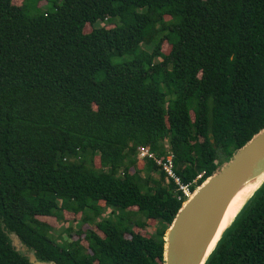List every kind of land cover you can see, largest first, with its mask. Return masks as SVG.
I'll list each match as a JSON object with an SVG mask.
<instances>
[{
	"label": "trees",
	"instance_id": "16d2710c",
	"mask_svg": "<svg viewBox=\"0 0 264 264\" xmlns=\"http://www.w3.org/2000/svg\"><path fill=\"white\" fill-rule=\"evenodd\" d=\"M42 1L0 0V264H164L186 200L153 160L144 184L132 156L171 152L196 191L264 129V0ZM65 213L103 236L57 243L42 219ZM205 264H264V184Z\"/></svg>",
	"mask_w": 264,
	"mask_h": 264
},
{
	"label": "water",
	"instance_id": "95a60500",
	"mask_svg": "<svg viewBox=\"0 0 264 264\" xmlns=\"http://www.w3.org/2000/svg\"><path fill=\"white\" fill-rule=\"evenodd\" d=\"M264 176V129L256 134L218 172L194 192L177 214L165 235L164 264H205L237 215L229 221V209L239 192ZM17 251L22 244L12 236ZM31 264H57L25 254Z\"/></svg>",
	"mask_w": 264,
	"mask_h": 264
},
{
	"label": "rangeland",
	"instance_id": "374dc122",
	"mask_svg": "<svg viewBox=\"0 0 264 264\" xmlns=\"http://www.w3.org/2000/svg\"><path fill=\"white\" fill-rule=\"evenodd\" d=\"M23 2L24 0H14L15 5L18 6L22 5ZM40 7L42 10L46 11L47 9L52 8V4L47 5L46 0H43L42 2H40ZM162 51L163 53L168 54L171 51L170 45L164 42ZM165 145H168V142H165ZM132 157L136 158V160L139 158L138 150L136 156L133 155ZM137 161L138 164L132 167L131 172L134 173L135 170L142 171L141 179L143 180L144 184L147 185L149 174L144 168V163L141 160L140 161L137 160ZM95 164L97 168L100 167V160L98 157L95 158ZM120 175H122V172H120ZM152 177L155 179H159L160 177L159 172H154L152 174ZM258 181H260V183L257 188H259L262 182L264 181V176L256 180L253 184L257 183ZM150 186H154V185L151 183V181H148V187ZM111 212L112 210L110 208H106L101 219L112 218L111 215L113 214ZM121 214H123L127 218V223L130 225V227L136 234H140L146 237H151L154 236L161 227L160 223H158L157 221L148 220L145 217V215L139 212L136 208H133L126 212H122ZM63 217L64 218L61 221L60 220L57 221L53 218L42 219V221L46 222L52 227L50 234L52 238L59 244H64L66 246L77 242L79 246L83 245L87 248L88 244L85 239V232L90 229L97 231L101 236H103V234L100 231H98L96 227L83 224L81 222V216H75L72 213H65ZM169 228L167 229L166 234L169 231ZM68 229L72 230L71 232L73 234L72 236L69 234Z\"/></svg>",
	"mask_w": 264,
	"mask_h": 264
},
{
	"label": "built area",
	"instance_id": "2783aa9c",
	"mask_svg": "<svg viewBox=\"0 0 264 264\" xmlns=\"http://www.w3.org/2000/svg\"><path fill=\"white\" fill-rule=\"evenodd\" d=\"M138 156L140 160H153L161 168V170L166 173L167 181H174L178 190L183 193L184 199L187 201L190 199L194 192L192 186L196 185L198 180L201 179L202 175L194 181V183L186 184L182 181L181 177L176 173L174 155L170 152L166 157L160 158L155 155L149 148H140L138 150ZM181 199V197H179Z\"/></svg>",
	"mask_w": 264,
	"mask_h": 264
},
{
	"label": "bare ground",
	"instance_id": "6f19581e",
	"mask_svg": "<svg viewBox=\"0 0 264 264\" xmlns=\"http://www.w3.org/2000/svg\"><path fill=\"white\" fill-rule=\"evenodd\" d=\"M260 181L257 183L246 185L237 195L235 200L233 201L229 212H228V219L229 221L240 211L242 206L244 205L245 201L252 195L255 189L258 187ZM230 229V228H229ZM228 229V230H229Z\"/></svg>",
	"mask_w": 264,
	"mask_h": 264
}]
</instances>
